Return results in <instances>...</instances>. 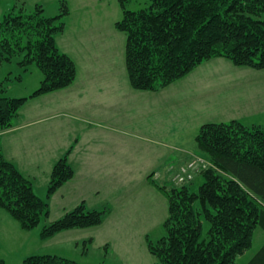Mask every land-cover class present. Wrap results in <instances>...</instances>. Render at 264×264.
I'll use <instances>...</instances> for the list:
<instances>
[{"label": "trees", "instance_id": "16d2710c", "mask_svg": "<svg viewBox=\"0 0 264 264\" xmlns=\"http://www.w3.org/2000/svg\"><path fill=\"white\" fill-rule=\"evenodd\" d=\"M130 10L119 0L122 17L115 28L125 37L124 60L130 86L158 92L189 75L202 63L225 59L234 67L264 70V0H147ZM68 7L44 17L39 6L27 13L11 11L0 21V64L17 62L23 72L40 73L38 87L27 97H9L0 89V133L10 129L32 98L68 88L76 65L56 45ZM21 80V77L16 78ZM195 143L211 168L196 193L188 185H151L167 200L166 231L148 243L155 264H240L252 246L254 230H264V128L233 120L200 127ZM72 148V147H71ZM68 149L53 165L47 194L72 179ZM0 209L23 231H32L49 213L31 182L7 160L0 144ZM104 211L83 202L42 227L41 240L74 229L101 225ZM208 228L203 233V223ZM0 264H5L0 259ZM22 264H92L53 253L30 255ZM246 264H264V245Z\"/></svg>", "mask_w": 264, "mask_h": 264}, {"label": "crops", "instance_id": "0c3cea01", "mask_svg": "<svg viewBox=\"0 0 264 264\" xmlns=\"http://www.w3.org/2000/svg\"><path fill=\"white\" fill-rule=\"evenodd\" d=\"M82 26H76L73 43L71 34L59 40L62 45L59 50L76 65L73 84L29 99L13 126L0 133L3 155L31 182L34 192L35 182L40 179L48 183L53 165L72 147L68 163L74 174L78 173L74 180L82 174L123 175L118 181L129 182L130 187V175L140 171L142 151L146 158H151V165L147 161L149 167H142L144 187L148 197H154L156 190L149 175L157 171L171 174L180 164L198 155L195 137L202 125L236 120L264 127V86L256 87L264 78V70L237 68L225 59H212L158 92H139L131 88L125 68V38L117 54H102L92 46L101 39H89L90 36L80 33ZM98 37L101 36L98 34ZM178 83L179 95L174 101L178 110L174 116L170 90H176ZM98 187L96 193L104 191L105 199L113 204L103 211L111 213L116 208L120 213L123 207L125 212H131L127 206L130 192L123 185H113L111 192L103 190L99 183ZM78 198L79 203L86 201L81 196ZM7 222L12 225L11 217L0 211V226ZM98 228L102 225L89 228V232H99ZM75 230L86 229L72 232ZM73 235L77 239L89 233ZM263 245L264 236L259 248L254 250L251 246L239 258L240 264L250 261Z\"/></svg>", "mask_w": 264, "mask_h": 264}, {"label": "rangeland", "instance_id": "374dc122", "mask_svg": "<svg viewBox=\"0 0 264 264\" xmlns=\"http://www.w3.org/2000/svg\"><path fill=\"white\" fill-rule=\"evenodd\" d=\"M147 2V0H131L127 8L136 10L144 7ZM63 5L68 7V15L63 19L65 21L63 32L56 37V45L59 49L62 48L59 43L60 37L67 34L68 36L71 34V37H73V34L75 35L77 32L75 30L76 26L84 25L79 30L80 33H83L86 37L90 36L89 39H101V42L92 43V46L96 48L93 49L94 51L102 52V54L118 53L120 43L121 41L124 42L125 38L115 28V23L122 17L119 0H0V21L11 11L21 9L30 13L35 11L37 6L43 9L44 17H54L60 14ZM98 34L101 37H98ZM73 39L74 37L71 42ZM75 49L81 50L82 46H75ZM39 75L40 73L34 66L31 67L28 73H25L17 66L16 61L9 64L4 62L0 64V89H4L5 95L9 97L27 96L38 87L37 77H40ZM19 77L22 79L17 80L16 78ZM179 86L180 83L176 84V90H170L172 95L169 96L173 106L176 104L174 102L175 98L179 95ZM258 86L263 88L264 78L258 82L256 87ZM177 110V107L174 106V116H177ZM244 125L264 128L260 125ZM147 161H150V166L151 158H146L143 152L140 151V164L138 165L141 168L138 173L130 175L132 178L131 187L128 184L129 182L120 183L118 181L123 175L82 174L79 179L74 180V177L78 174L75 173L72 179L69 180L72 181L71 183L66 184V182L51 195H48V183L44 184L38 179L34 184V189L36 195L47 202L49 213L41 219L39 225L32 231H23L12 218V225L9 222L2 223L3 226H0V259L5 264H22L24 258L30 255L53 253L92 264H155V258L148 251V243L156 244L166 234L164 221L167 217V200L154 187L156 196L148 197L143 183L144 172H142L144 170V168L142 169L143 166L149 167ZM193 161L202 164L198 165V170H193L192 180L186 184L190 192L196 193L203 182L201 174L211 168L209 161L200 154L194 155L186 163L180 164L171 174H162L157 171V174H151L149 177L162 185L181 186L177 182V177L184 176L182 170L187 169V165ZM161 171L163 172V170ZM124 176L127 177L128 175ZM98 183L103 190L108 189V192H111L113 185L118 187L123 185V189L125 188L130 192L127 199L130 204L127 206L131 212H125L123 207L122 210H119L120 213L116 211V208L115 212L112 208L111 213L104 211L106 219L104 214L101 223L102 228H98L100 229L99 232H95V230H92L95 233L89 232L91 229L75 230L74 232H72L73 230H66L60 236L57 235L62 232L44 241L40 239L39 234L42 227L61 218L68 209H73L79 205L80 203L77 202L79 196L85 198L86 201L83 204L87 210L103 211L108 205L109 207L113 206L109 200L105 199L106 193L104 191L96 193V189H99ZM101 204H104V206H101ZM149 209L150 214L148 215ZM151 210H153V213H151ZM0 211L3 212L1 209ZM207 228L208 224L204 222L203 233L206 232ZM255 231L256 233L252 239L254 250L259 248L258 246L264 236V232L260 227ZM71 233H89V235L87 237L83 235L84 239L82 237L77 238V240L76 235ZM112 250H117V254Z\"/></svg>", "mask_w": 264, "mask_h": 264}, {"label": "built area", "instance_id": "2783aa9c", "mask_svg": "<svg viewBox=\"0 0 264 264\" xmlns=\"http://www.w3.org/2000/svg\"><path fill=\"white\" fill-rule=\"evenodd\" d=\"M202 163H196V161H193L187 165V169H183L182 173L185 174L184 176L177 177V182L180 185L186 184L192 180V173L194 169L198 170V165ZM203 167V166H200Z\"/></svg>", "mask_w": 264, "mask_h": 264}]
</instances>
